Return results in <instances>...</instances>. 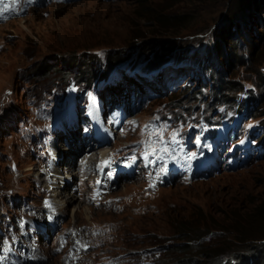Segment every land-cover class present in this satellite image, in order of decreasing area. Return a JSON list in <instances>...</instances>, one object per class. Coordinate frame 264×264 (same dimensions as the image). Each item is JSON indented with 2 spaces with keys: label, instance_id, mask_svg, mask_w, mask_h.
I'll use <instances>...</instances> for the list:
<instances>
[{
  "label": "rangeland",
  "instance_id": "1",
  "mask_svg": "<svg viewBox=\"0 0 264 264\" xmlns=\"http://www.w3.org/2000/svg\"><path fill=\"white\" fill-rule=\"evenodd\" d=\"M240 1L4 0L0 264H264V244L235 239L264 231V8L243 22ZM96 113L99 146L83 130ZM78 137L104 162L85 168ZM101 168L124 178L101 191Z\"/></svg>",
  "mask_w": 264,
  "mask_h": 264
},
{
  "label": "trees",
  "instance_id": "2",
  "mask_svg": "<svg viewBox=\"0 0 264 264\" xmlns=\"http://www.w3.org/2000/svg\"><path fill=\"white\" fill-rule=\"evenodd\" d=\"M239 4L240 5H236L237 9L234 10L235 11L234 12L235 13L234 16H236V17L238 16L237 19L240 20V21L242 20L243 22L248 21L249 14L247 12L256 13L257 10H259L261 8H264V0H241ZM239 10H240V14L236 15V13ZM159 17H162V16H159ZM163 17H164V19H166V23H171V21L174 22V21H176V19H178V17L174 18V16H171V15L163 16ZM232 25L236 26L235 22ZM232 25H230L231 28L233 27ZM228 33L230 35H232V36L234 35V33L232 31L228 32ZM229 39H230L232 45H234L237 42L236 38L230 37ZM74 71H75V74H74L75 77L83 76V75H86V74L92 72V70L88 71L87 67H81L80 68L79 64H75ZM99 74H102V71H98V75ZM98 80H99V76L94 81H89V80H86V79L85 80H81V81H77V78H73L72 81L77 86L81 84L82 86H80V87H85L87 89H91V88L95 87V84H96V82ZM252 215L256 219L254 221H258L260 224L264 223V203H261L258 206H256V208L254 209ZM198 231H199L198 229L196 230L195 228H192V226H190L189 228H186V233L187 234L185 235V237H187V239L189 241H193V242L196 243V241L198 239L194 238L193 235L198 236L197 235ZM184 232H182V234ZM238 234H239V236L235 237V239L237 241H240V242H246L247 243V247H249L248 248L249 250L252 249V247H256L257 246L256 243L258 241L260 243L259 246H262L264 244V231H261L260 229L257 230L256 234L251 233V236H245V234H243V232H238ZM182 237H184V236H182ZM248 244H249V246H248ZM182 246L183 245H181L179 248H181ZM222 256H224V255L222 254L220 257H222ZM223 261H224V263H227V264H246V262H247L246 258L242 259V256L239 257V258L236 257V256H233V257L229 258L228 260H226V261L223 260ZM251 264H254V263L251 262ZM259 264H261V262Z\"/></svg>",
  "mask_w": 264,
  "mask_h": 264
},
{
  "label": "bare ground",
  "instance_id": "3",
  "mask_svg": "<svg viewBox=\"0 0 264 264\" xmlns=\"http://www.w3.org/2000/svg\"><path fill=\"white\" fill-rule=\"evenodd\" d=\"M89 130V129H88ZM73 135V134H72ZM82 137H84V136H82ZM77 140H78V142L77 141H73V140H71V143H73L74 142V144H75V148L76 149H85L84 151H85V153H84V156H83V158L81 159V162L84 164V166H85V168L86 167H89V168H91V167H93V165L99 160L100 162L101 161H103L104 162V160L107 158V156H108V151L107 150H105L104 149V151H102L103 149H102V147H105V146H101L100 147V149H102V150H100V151H98L97 153L95 152V151H97L96 149H93V150H91V149H88V148H94V146H92L90 143H87V141H86V138L85 139H81L80 140V138L78 137L77 138ZM68 141H69V139H68ZM82 141H84V143L82 142ZM70 142V141H69ZM86 143V144H85ZM100 144H96V146H99ZM112 146V145H111ZM68 148V147H67ZM105 148H107V147H105ZM64 149V148H63ZM78 149V150H79ZM88 151H89V154H87L88 153ZM94 153H96V154H94ZM55 156V155H54ZM98 161V162H99ZM99 162V163H100ZM60 172V171H59ZM97 174V173H96ZM58 176H60L59 174H58ZM64 177H67V178H69L68 180H73V179H75V177L74 176H78V172H75V173H70V174H65V175H63ZM62 181V180H61ZM62 183V182H61ZM64 183V182H63ZM62 183V184H63ZM61 184V185H62ZM54 185V184H53ZM58 186H60V185H58ZM58 188V187H57ZM57 190V189H56ZM58 194V193H57ZM63 195H64V193H63ZM62 196V195H61ZM57 198V197H56ZM58 199H59V197H58ZM66 199L69 201V202H71V201H73L74 199H76L75 197H74V195L72 194V193H67L66 194ZM65 199V201H67ZM57 200V199H56ZM57 204V203H56ZM60 204V203H59ZM59 204H57V205H59ZM64 204V203H63ZM66 205V204H65ZM66 207V206H65Z\"/></svg>",
  "mask_w": 264,
  "mask_h": 264
},
{
  "label": "snow or ice",
  "instance_id": "4",
  "mask_svg": "<svg viewBox=\"0 0 264 264\" xmlns=\"http://www.w3.org/2000/svg\"><path fill=\"white\" fill-rule=\"evenodd\" d=\"M27 2L31 3L32 0H27ZM3 4H4V0H0V5H3ZM0 19H7V17L3 16L2 13H0ZM173 142H175V133L173 134ZM0 259H2V257H0Z\"/></svg>",
  "mask_w": 264,
  "mask_h": 264
},
{
  "label": "clouds",
  "instance_id": "5",
  "mask_svg": "<svg viewBox=\"0 0 264 264\" xmlns=\"http://www.w3.org/2000/svg\"><path fill=\"white\" fill-rule=\"evenodd\" d=\"M141 88H139V90H140ZM231 138H230V136H229V139H228V141L230 140ZM257 144V143H256ZM100 170H102V168L100 169ZM99 175H100V173H99Z\"/></svg>",
  "mask_w": 264,
  "mask_h": 264
}]
</instances>
